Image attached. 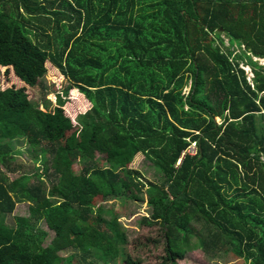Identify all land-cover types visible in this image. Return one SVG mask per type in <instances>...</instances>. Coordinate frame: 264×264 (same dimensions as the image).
I'll list each match as a JSON object with an SVG mask.
<instances>
[{
  "label": "trees",
  "instance_id": "1",
  "mask_svg": "<svg viewBox=\"0 0 264 264\" xmlns=\"http://www.w3.org/2000/svg\"><path fill=\"white\" fill-rule=\"evenodd\" d=\"M255 58L264 59V0H0V67L43 89L49 62L67 82L52 109L46 95L40 109L24 87L0 90V169L23 140L42 170L0 176V264H140L98 199L147 200L141 225L161 226L163 264L195 249L264 264V66ZM71 89L90 104L77 125L63 111ZM139 155L150 178L131 167ZM23 203L28 215L9 225Z\"/></svg>",
  "mask_w": 264,
  "mask_h": 264
},
{
  "label": "rangeland",
  "instance_id": "2",
  "mask_svg": "<svg viewBox=\"0 0 264 264\" xmlns=\"http://www.w3.org/2000/svg\"><path fill=\"white\" fill-rule=\"evenodd\" d=\"M222 38L225 41L224 45H221L224 51L227 49L234 50V47L231 45L230 39L222 35ZM219 44V42H217ZM238 49V48H236ZM239 50L236 51L238 54ZM255 60L262 66H264L263 61L255 58ZM48 75L42 81V88H29L24 83L18 80V78L13 74L12 70L9 75L6 73V68L0 67V90L6 88H22L26 89L27 97L34 106L40 107L43 109V106L46 107L49 105L47 101L50 102L49 109L55 107L56 95L62 94V90L65 89L67 82L64 80L63 75L51 65L47 63ZM240 68H243L247 75L249 81L254 77L252 73V68L246 65V62L240 63ZM252 82V81H251ZM190 88L188 87L185 90L187 94ZM44 95H46V100H44ZM66 103L63 107L65 116L72 120L74 125H77V117L81 114H84L90 108V104L85 100L83 95H81L78 90L71 89L67 95ZM217 124H221L220 118H216ZM11 148L13 152H19V154L14 155V158L10 160L7 167L2 166L0 169V176L7 175L9 180H14L21 176L22 174L32 175L38 172L39 165H35L32 162V153L29 152L28 144L21 141L11 142ZM14 153V154H15ZM94 157H100L99 154H94ZM144 158L142 155H139L135 161L132 163L131 167L139 169L143 174L144 178L151 177L152 171L150 168H147L144 165ZM41 167V166H40ZM149 167V166H148ZM15 169V171H14ZM82 170V165L75 162L73 166V171L76 174H80ZM12 171V172H11ZM40 173L42 170L39 171ZM43 179L46 180V185L49 183L46 177L43 176ZM135 195H139L136 193ZM96 206H99L101 212L99 213L102 217L109 218L110 214L108 211L113 210L120 218V222L126 230L129 239L128 251L133 260H141L140 264H163L165 253V244L163 241L162 231L160 225H154L152 227L141 225V219L144 216L150 215V208L147 205V200L145 202H134V201H125V200H113V201H102L98 199L96 201ZM28 204H18L14 213L7 218L9 225L14 224V218L19 216L28 215ZM108 210V211H107ZM42 228L49 233L47 238V244H49L54 238L55 234L47 228V225L43 222ZM151 240V241H150ZM63 255H67L63 254ZM178 264H243V262L230 254V251L223 252L217 257H212L204 253L200 249H195L192 252H189L185 255L183 260H179ZM124 264V263H119Z\"/></svg>",
  "mask_w": 264,
  "mask_h": 264
},
{
  "label": "built area",
  "instance_id": "3",
  "mask_svg": "<svg viewBox=\"0 0 264 264\" xmlns=\"http://www.w3.org/2000/svg\"><path fill=\"white\" fill-rule=\"evenodd\" d=\"M188 153L191 155H196L197 154V145L196 143H193L190 149L188 150Z\"/></svg>",
  "mask_w": 264,
  "mask_h": 264
},
{
  "label": "water",
  "instance_id": "4",
  "mask_svg": "<svg viewBox=\"0 0 264 264\" xmlns=\"http://www.w3.org/2000/svg\"><path fill=\"white\" fill-rule=\"evenodd\" d=\"M258 59V58H257ZM259 60H264V59H259Z\"/></svg>",
  "mask_w": 264,
  "mask_h": 264
},
{
  "label": "bare ground",
  "instance_id": "5",
  "mask_svg": "<svg viewBox=\"0 0 264 264\" xmlns=\"http://www.w3.org/2000/svg\"><path fill=\"white\" fill-rule=\"evenodd\" d=\"M263 63H264V61H263Z\"/></svg>",
  "mask_w": 264,
  "mask_h": 264
}]
</instances>
